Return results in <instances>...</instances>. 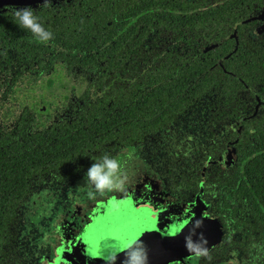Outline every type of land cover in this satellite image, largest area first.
Masks as SVG:
<instances>
[{
  "label": "flooded vegetation",
  "instance_id": "af4514ba",
  "mask_svg": "<svg viewBox=\"0 0 264 264\" xmlns=\"http://www.w3.org/2000/svg\"><path fill=\"white\" fill-rule=\"evenodd\" d=\"M35 1L0 0V149L56 152L0 231V264H112L133 235L147 264H264V0ZM25 7L51 41L14 23ZM104 154L119 192L86 186ZM194 221L206 256L174 244Z\"/></svg>",
  "mask_w": 264,
  "mask_h": 264
},
{
  "label": "clouds",
  "instance_id": "9594fccd",
  "mask_svg": "<svg viewBox=\"0 0 264 264\" xmlns=\"http://www.w3.org/2000/svg\"><path fill=\"white\" fill-rule=\"evenodd\" d=\"M47 4L45 0L44 5ZM30 7L13 10L14 23L21 29L31 34L37 43L46 44L53 38V33L46 29L40 22L39 17ZM93 163L88 167L85 173L86 186L94 188L97 193L104 191L119 192L123 189L126 173L121 166L120 161L108 154L93 158ZM91 193H89L90 195ZM200 224L199 221L192 223V232L185 237V249L196 256H206L208 248L207 241L203 235L195 231ZM136 236H129L123 240L120 248L112 256V264H115V258L120 254V249L125 250V259L123 264H147V254L142 249L135 247Z\"/></svg>",
  "mask_w": 264,
  "mask_h": 264
},
{
  "label": "trees",
  "instance_id": "16d2710c",
  "mask_svg": "<svg viewBox=\"0 0 264 264\" xmlns=\"http://www.w3.org/2000/svg\"><path fill=\"white\" fill-rule=\"evenodd\" d=\"M8 147L4 151L0 149L1 232L15 215L19 198L26 194L27 180L35 175L37 169L42 167L41 161L42 159L47 160L48 153L56 152L54 148L45 149L41 143L29 141L10 143ZM53 158L57 159V156L53 155Z\"/></svg>",
  "mask_w": 264,
  "mask_h": 264
},
{
  "label": "water",
  "instance_id": "95a60500",
  "mask_svg": "<svg viewBox=\"0 0 264 264\" xmlns=\"http://www.w3.org/2000/svg\"><path fill=\"white\" fill-rule=\"evenodd\" d=\"M51 1H52V0H47V2H51ZM35 2H37V3H45V0H38V1H35ZM192 230H193V229H191L190 232H192ZM195 231H196L197 233H200V234H202V231H203V233H205V235L203 236L204 239L206 240V239L208 238V237H206V235H207L206 232H207V231H206L205 229H203V228H202V229H201V228H196ZM153 232H155V231L153 230ZM154 235H155V234H154ZM202 235H203V234H202ZM170 239H171V238H167L166 240L169 241ZM175 239L177 240V238H175ZM178 241H179L180 243H179V242H178V243H175L174 241H173V242H174L175 245L179 244L180 246L182 245V246H184V248H185V239H183V240L178 239ZM210 244H211V243L207 241V243H206V247L209 248V247H210ZM175 245H174V246H175ZM182 246H181V247H182ZM164 256H165V253H160V252L153 253V254H152V257L155 258V260H158L159 263H155V262L153 261V260H154V259H153V260H152V264H164V262H161V263H160V259H161L162 257H164Z\"/></svg>",
  "mask_w": 264,
  "mask_h": 264
}]
</instances>
